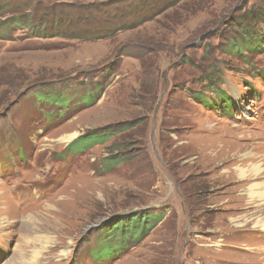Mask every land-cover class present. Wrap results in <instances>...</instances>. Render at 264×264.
Instances as JSON below:
<instances>
[{
	"label": "rangeland",
	"instance_id": "obj_1",
	"mask_svg": "<svg viewBox=\"0 0 264 264\" xmlns=\"http://www.w3.org/2000/svg\"><path fill=\"white\" fill-rule=\"evenodd\" d=\"M263 3L153 0L148 21L109 39L0 37V264H96L114 216L109 241L147 233L102 264H264V203L247 194L264 172L238 171L264 169V48L244 59L222 48ZM251 17L244 25L264 34ZM100 79L96 102L67 118L33 107L36 88L84 91ZM108 128L105 142L64 152Z\"/></svg>",
	"mask_w": 264,
	"mask_h": 264
},
{
	"label": "trees",
	"instance_id": "obj_2",
	"mask_svg": "<svg viewBox=\"0 0 264 264\" xmlns=\"http://www.w3.org/2000/svg\"><path fill=\"white\" fill-rule=\"evenodd\" d=\"M152 1L137 0L134 1L135 3L130 2V0L61 1L43 5L40 0H15L12 5H8L7 0H0V13L4 14L6 11H10L9 16L0 14V37L6 36L16 28H27L36 39L60 38L80 41L109 39L122 30L134 28L148 21L153 16L147 10L153 9ZM251 16H257L260 24L264 25V3L258 12L252 11L250 14L247 12L243 16V21L238 25L236 24L239 29L235 31V34H233L234 30L227 31V36L222 44V48L227 54H238L244 59L247 52L253 54L264 48V34L259 33L257 27H254L256 24L252 27L251 24L244 25L245 20L252 18ZM250 58L246 60L249 61ZM101 81V79L98 80L84 91L73 87H65V90L62 88L53 89L50 85L47 88H36L31 92L30 98L33 100V107H36L35 110L38 109L37 113L40 112V108L53 114V118L50 120L64 119L73 115L77 110L90 107L96 102L103 91ZM219 94L231 100L224 91H219L217 97ZM40 121L42 120L40 119ZM44 121L48 122V119L45 118ZM123 125H121L122 129L131 127V123H123ZM109 130L110 128L101 132L88 131L83 133L69 142L65 146L64 152L77 153L78 150L82 151L90 145L101 144L108 139L109 136L107 135L112 133ZM116 159L117 157L107 158V164L113 160L116 162ZM156 216L155 224L162 218L159 213ZM114 218L115 216L100 228V234L97 237L99 245L97 244L98 246L92 253L96 264L111 260L115 255L138 245L147 233L131 234L129 237L133 239L132 241H124L121 235L118 237L119 240L109 241L110 230H106L105 226L113 228ZM112 244L113 246L110 247Z\"/></svg>",
	"mask_w": 264,
	"mask_h": 264
},
{
	"label": "bare ground",
	"instance_id": "obj_3",
	"mask_svg": "<svg viewBox=\"0 0 264 264\" xmlns=\"http://www.w3.org/2000/svg\"><path fill=\"white\" fill-rule=\"evenodd\" d=\"M76 135H77V131H72L66 136V139H71V138L75 137ZM249 166H250L249 169L243 168V167L238 168V171H239L241 178L260 179V177H261L260 175L263 174L264 169H261L257 164H254V163H250ZM249 170H253L252 174H254V175H248L247 172ZM247 194L252 198H256V200L259 203H264V180H261V181L255 180L254 183L250 184L248 186V189H247ZM256 224L258 226H260L262 229H264V216L259 218L257 220ZM30 228L32 229L33 227L31 226ZM33 237L35 238L36 241H40V242H42L43 239H47V238H45V236H42V235H35ZM34 263H36V262L33 261V264Z\"/></svg>",
	"mask_w": 264,
	"mask_h": 264
}]
</instances>
